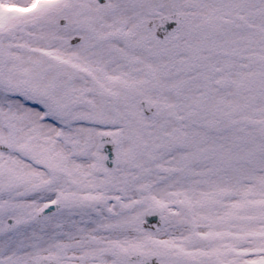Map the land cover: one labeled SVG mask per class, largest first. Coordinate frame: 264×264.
I'll use <instances>...</instances> for the list:
<instances>
[{"label":"snow or ice","instance_id":"1","mask_svg":"<svg viewBox=\"0 0 264 264\" xmlns=\"http://www.w3.org/2000/svg\"><path fill=\"white\" fill-rule=\"evenodd\" d=\"M0 264H264V0H0Z\"/></svg>","mask_w":264,"mask_h":264}]
</instances>
